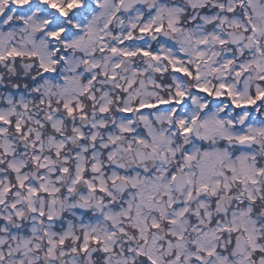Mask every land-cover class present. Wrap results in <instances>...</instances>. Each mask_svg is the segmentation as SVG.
I'll return each mask as SVG.
<instances>
[{
    "label": "snow or ice",
    "instance_id": "1",
    "mask_svg": "<svg viewBox=\"0 0 264 264\" xmlns=\"http://www.w3.org/2000/svg\"><path fill=\"white\" fill-rule=\"evenodd\" d=\"M0 264H264V0H0Z\"/></svg>",
    "mask_w": 264,
    "mask_h": 264
}]
</instances>
